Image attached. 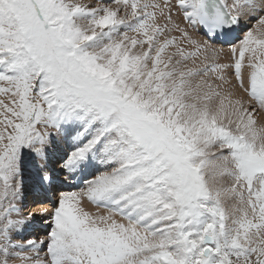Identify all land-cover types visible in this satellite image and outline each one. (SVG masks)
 <instances>
[{
	"label": "snow or ice",
	"instance_id": "6c2138e0",
	"mask_svg": "<svg viewBox=\"0 0 264 264\" xmlns=\"http://www.w3.org/2000/svg\"><path fill=\"white\" fill-rule=\"evenodd\" d=\"M0 264H264V0H0Z\"/></svg>",
	"mask_w": 264,
	"mask_h": 264
},
{
	"label": "bare ground",
	"instance_id": "6f19581e",
	"mask_svg": "<svg viewBox=\"0 0 264 264\" xmlns=\"http://www.w3.org/2000/svg\"><path fill=\"white\" fill-rule=\"evenodd\" d=\"M225 48H227V46ZM226 55H227V53H226ZM53 163H55V162L53 161ZM72 187L73 186H67L66 190H68V189H70ZM88 207L89 208H92L91 205H88ZM46 231H47V228L46 227L36 226L34 229H31L30 230V234H34V235H37V236H41V235H44Z\"/></svg>",
	"mask_w": 264,
	"mask_h": 264
}]
</instances>
